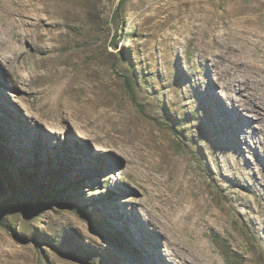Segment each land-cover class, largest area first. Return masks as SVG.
Masks as SVG:
<instances>
[{"label": "rangeland", "instance_id": "374dc122", "mask_svg": "<svg viewBox=\"0 0 264 264\" xmlns=\"http://www.w3.org/2000/svg\"><path fill=\"white\" fill-rule=\"evenodd\" d=\"M70 1L47 0L49 30L31 13L21 74L0 61V264H175L149 199L186 214L196 191L226 263L264 264L262 151L219 62L264 70V0H210L228 15L201 44L195 0ZM85 94L91 117L53 118Z\"/></svg>", "mask_w": 264, "mask_h": 264}, {"label": "bare ground", "instance_id": "6f19581e", "mask_svg": "<svg viewBox=\"0 0 264 264\" xmlns=\"http://www.w3.org/2000/svg\"><path fill=\"white\" fill-rule=\"evenodd\" d=\"M40 1L41 7L38 8L39 4H36V2L39 3ZM200 3H203V5ZM210 4H212L210 0H195L191 2L190 9L197 13L202 23L199 32L200 37L197 39L199 44L210 35L211 29L216 22L228 15L227 11L217 13ZM147 10H150V7ZM31 13H35L40 20L45 14L41 27H44L43 25L47 23V30L50 28L48 22L57 16H55L52 5L47 0L33 2L7 0L3 4L0 3V61L4 64L15 62L14 71L16 74H21L24 68L27 59L25 48L31 44L35 30V22L31 18ZM219 62L222 66V76L227 77V85L232 93L231 97L234 104L241 107L245 112L246 117L241 116V118L245 122V127L252 130L251 136L253 140L251 141L256 143L262 151L261 158L255 160V165L260 174V181H264V70L255 64L229 59L225 57V53L219 58ZM62 98L65 103L62 109H55L52 115L54 119L61 114L64 118L80 117L81 120H87L92 116L93 110L89 105L90 100L86 94L79 97L78 102L76 101L77 97L62 95ZM77 132L79 136H84L81 131ZM186 198L191 204V209L186 214H179L178 205L175 202L162 200L156 193H153L149 199L150 203L169 224V226H161L160 230L165 231L167 228L171 233L169 240L174 248L172 252L174 263L223 264L220 260L221 258L224 264H227L222 251L205 240V228L210 225V222L215 224L223 223L225 218L213 215L208 204H202L198 191L191 194L187 193ZM251 213L256 218V222L264 220L263 209L257 208ZM234 240V236L228 234L227 242L233 243L231 241ZM227 242L224 243V248L227 246ZM255 263L256 260L253 257H245L240 258L236 264Z\"/></svg>", "mask_w": 264, "mask_h": 264}, {"label": "trees", "instance_id": "16d2710c", "mask_svg": "<svg viewBox=\"0 0 264 264\" xmlns=\"http://www.w3.org/2000/svg\"><path fill=\"white\" fill-rule=\"evenodd\" d=\"M121 5H122V3L119 2L118 5L116 6V8H115V12H116V13L119 12V10H120V6H121ZM126 84H127L128 88H129V92H130V94H131V101H132L134 104H136V99H135V97H134V95H133V92H132V85H131L130 81L128 80V81L126 82ZM6 204H7V203H2V204L0 205V212L2 211V207H5Z\"/></svg>", "mask_w": 264, "mask_h": 264}]
</instances>
